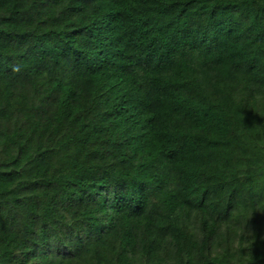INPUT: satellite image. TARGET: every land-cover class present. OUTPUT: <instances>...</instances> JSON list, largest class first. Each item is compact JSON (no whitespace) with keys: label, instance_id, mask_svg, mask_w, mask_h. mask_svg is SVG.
<instances>
[{"label":"trees","instance_id":"16d2710c","mask_svg":"<svg viewBox=\"0 0 264 264\" xmlns=\"http://www.w3.org/2000/svg\"><path fill=\"white\" fill-rule=\"evenodd\" d=\"M0 264H264V0H0Z\"/></svg>","mask_w":264,"mask_h":264}]
</instances>
